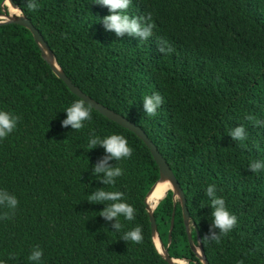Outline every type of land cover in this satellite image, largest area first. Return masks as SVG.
<instances>
[{
	"label": "trees",
	"instance_id": "1",
	"mask_svg": "<svg viewBox=\"0 0 264 264\" xmlns=\"http://www.w3.org/2000/svg\"><path fill=\"white\" fill-rule=\"evenodd\" d=\"M2 2L0 14L8 10ZM13 2L70 80L139 125L158 148L184 191L190 234L197 245L198 232L208 263L264 264V0H132L126 14L142 27L153 25L146 39L106 30L102 17L109 9L96 0H35L36 11L26 0ZM168 46L171 52L160 51ZM157 93L162 103L149 116L143 98ZM77 100L26 27L0 24V110L19 118L0 139V190L18 200L15 209L0 204V261L170 264L155 246L144 201L160 175L149 148L86 103L91 119L83 128L63 127L65 110ZM238 127L244 140L231 134ZM113 134L127 139L132 154L108 161L123 174L106 185L94 168L107 153L88 144ZM254 162L259 171H252ZM210 186L215 196L208 195ZM98 189L122 192L134 208L133 220L118 218L119 231L116 218L100 216L110 201H88ZM216 197L236 217L226 234L213 226ZM153 215L168 254L202 264L171 189ZM137 226L142 242L122 239ZM37 247L41 260H29Z\"/></svg>",
	"mask_w": 264,
	"mask_h": 264
},
{
	"label": "clouds",
	"instance_id": "2",
	"mask_svg": "<svg viewBox=\"0 0 264 264\" xmlns=\"http://www.w3.org/2000/svg\"><path fill=\"white\" fill-rule=\"evenodd\" d=\"M132 0H96L102 6H106L109 9L108 15L102 17V22L106 30L114 31L118 36L125 33L129 35H136L142 39H146L152 33V24L147 26L141 25L140 21L135 17H130L126 14L127 9L130 7ZM27 8L36 11L38 8L35 0H26ZM15 15H22L21 9H17L14 13ZM161 52H171L172 48L170 46L165 49L160 48ZM162 103V97L157 93L153 95H148L143 98V108L147 115L154 116L156 114L157 108ZM66 119L62 121L63 127H68L69 125L73 130H80L84 126V121L91 119V108L85 106V101L83 99L75 101L66 110ZM18 117L12 115L9 112L0 110V139L5 138L10 134L16 127ZM251 119V117H249ZM232 136L235 139L244 140L245 133L243 127H238L232 131ZM102 145L105 149L107 155L101 159L94 168V174L99 175L103 173V181L106 185L113 184L115 178L121 176L122 169L119 167H112L109 165L108 161L115 159L116 161L130 157L132 154V149L129 147L127 139L119 134L110 135L104 139H99L97 137H91L89 139L88 147L89 149L94 148L97 145ZM261 165L259 163H252L251 169L253 172L259 171ZM209 196H215L213 187H208L207 189ZM123 193L119 191H105L104 189H98L93 192L88 197V201L91 203H99L104 201H110L108 206L100 211V216L112 220L116 218V223L113 227L119 231L122 227L119 222V217L123 216L126 220L134 219V208L122 200ZM7 201L8 207L15 209L18 205V200L14 195H9L5 190H0V204ZM213 207V226L220 230V233H228L236 224V217L226 209L225 202L222 198L216 197L211 201ZM7 218V214H5ZM125 241L142 242V229L137 226L129 231H127L123 237ZM209 239V237H205ZM212 240L219 241L220 236L213 233ZM42 250L38 247L33 250L29 256L31 261H40L42 258ZM0 264H3L0 261Z\"/></svg>",
	"mask_w": 264,
	"mask_h": 264
},
{
	"label": "water",
	"instance_id": "3",
	"mask_svg": "<svg viewBox=\"0 0 264 264\" xmlns=\"http://www.w3.org/2000/svg\"><path fill=\"white\" fill-rule=\"evenodd\" d=\"M2 3L6 4L7 6L10 5L12 7H16L17 9H20L13 2V0H3ZM3 23H16V24H19V25L26 27L31 32V34L34 38V41L38 44V46L41 50V56L43 57V59L50 65V67L53 70V72L55 73V75L58 78H60L61 80H63V82L67 85V87L70 89V91L72 93L77 95L80 99H83L87 105H89L93 109L97 110L100 114H102L106 118H108V119L118 123L119 125L131 130L139 138H141L143 140V142L149 148V150H150V152H151V154H152V156H153V158H154V160H155V162L159 168V174L160 175H159V179L157 182L162 181V180L169 181V183L171 184L169 189H171L173 192L174 200L176 199L175 196H177L178 200L180 201L181 210H182V218H183V222L185 224V228L187 231L188 243H189L191 250L197 255V257L200 259L202 264H209L206 257H205L204 250H203V247H202V244L200 241V236H199L197 231L196 232H197L198 244L196 245L192 240V237L190 234V228H189L190 215H189V211L187 208L186 197L184 195V191L181 188V186H180L178 180L176 179V177H175L172 169L170 168L169 164L167 163L165 158L162 156V154L159 152V150L155 146V144L148 138L147 134L143 131V129L139 125L135 124L133 121L126 118L125 116L113 111L112 109L101 104L100 102L96 101L95 99H93L92 97H90L89 95L84 93L82 90H80V88L78 86H76L70 80V78L64 73V71L57 65V63L55 62L53 53H52L51 49L49 48L47 42L44 40L42 34L39 32V30L32 24V22L24 14H22V15H11L8 10L3 9V13L0 14V24H3ZM156 183L153 186H151V188L147 192V194L145 196V200H144L145 205H146V209L148 211L150 223H151L152 237H154L155 234L158 235L157 225H156V221H155V218L153 215V210L156 207L157 203L151 209L146 202V198L150 194V192L154 189ZM172 228H173V216L171 218V224H170V229H169L168 245H169L170 240H171ZM158 237H159V235H158ZM159 240H160L161 245L164 248V252L162 253L161 251H159V249L155 245L157 250L159 251V253L163 256V258L168 263L178 264L175 262L176 259L172 258L168 254L167 247L166 248L164 247L160 237H159Z\"/></svg>",
	"mask_w": 264,
	"mask_h": 264
},
{
	"label": "bare ground",
	"instance_id": "4",
	"mask_svg": "<svg viewBox=\"0 0 264 264\" xmlns=\"http://www.w3.org/2000/svg\"><path fill=\"white\" fill-rule=\"evenodd\" d=\"M12 7V6H11ZM15 15V14H14ZM171 186L169 181L162 180L156 183L154 189L150 192V194L146 198V202L149 205V207L152 209L156 203H158V200L165 194L167 189ZM155 245L161 251L162 253L164 252V248L160 243L159 237L157 234L154 235L153 237ZM182 262L181 260H175L176 263Z\"/></svg>",
	"mask_w": 264,
	"mask_h": 264
},
{
	"label": "rangeland",
	"instance_id": "5",
	"mask_svg": "<svg viewBox=\"0 0 264 264\" xmlns=\"http://www.w3.org/2000/svg\"><path fill=\"white\" fill-rule=\"evenodd\" d=\"M8 7V11H9V13L11 14V15H14V13H15V11L17 10V8L16 7H11L10 5H8L7 6ZM175 198L176 199H178L177 198V196H175ZM177 260V259H176ZM179 260H181L182 262H178V264H187V262L184 260V259H179Z\"/></svg>",
	"mask_w": 264,
	"mask_h": 264
}]
</instances>
